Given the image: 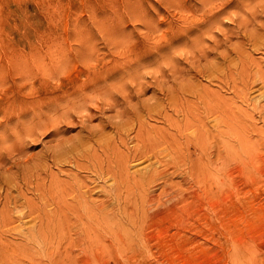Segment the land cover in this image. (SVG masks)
I'll return each instance as SVG.
<instances>
[{"label": "rangeland", "instance_id": "1", "mask_svg": "<svg viewBox=\"0 0 264 264\" xmlns=\"http://www.w3.org/2000/svg\"><path fill=\"white\" fill-rule=\"evenodd\" d=\"M90 50L92 55L89 54ZM56 61L60 66L66 64L65 67H60ZM49 62L52 64L50 71L56 65L59 68L50 72ZM117 63L122 67L129 65L119 68ZM42 67L46 71L41 70ZM132 67H136L137 72ZM137 73L140 77L137 80H146L144 85L143 82L137 83ZM263 77L264 0H0V264H233L234 259V264H248L251 261L250 264H264ZM39 82L42 83L40 86H46L40 88ZM205 86L208 88L205 89ZM103 87L105 91L101 89ZM124 91L127 96L123 94ZM216 91L219 94L214 93ZM215 100L222 104L217 105ZM81 101L83 104H80ZM108 101L114 102V105ZM7 102L10 103L7 105ZM151 103L161 108L152 107ZM149 107L155 108V111ZM210 111L213 115H210ZM150 112L153 114L149 117ZM82 114L83 117H80ZM143 115L146 121L141 117ZM189 119L193 121H186ZM213 120L220 121L217 124L219 128ZM26 126L31 128L28 132L25 131ZM114 126L124 130L123 136ZM139 126L146 130L144 137L146 146L151 145L149 152L159 156L149 154L142 161L134 160L135 164L131 159L128 162V182V177L125 182L120 177L99 180L96 173L103 162L102 158H105L107 142L111 141L108 146L114 147L116 161L120 156H125L129 149L132 151L141 145L134 136ZM55 130L58 133L53 138ZM221 130L226 132L223 134ZM214 131L219 136L214 135ZM104 134L112 136H106L109 138L106 140V137H101ZM189 134L191 138H188ZM118 137L127 140L121 144ZM17 139L23 147L18 146L20 143ZM154 140L158 141L157 145L162 142L161 145L157 146ZM177 141L180 145H177ZM80 142H84V147ZM172 143L176 149L183 150L179 151L182 153V157L179 154L181 159H169V145ZM219 144L223 145L225 151L220 152L223 148ZM195 157H200V160ZM204 157H209L211 161ZM168 159L170 161L167 162ZM106 165L104 162L103 166ZM142 168L157 172V177L154 175L143 180L145 189L141 185L138 188V177L133 182L130 177L133 171ZM172 172L173 176L170 174ZM73 174L81 187L90 183L88 185L94 191L90 192L92 200L98 198L95 201L102 202L106 192L111 191L112 197L118 192L116 205H108L111 210L106 211L112 217L107 216L109 219H106L101 214L98 221H83L81 224L64 206H49V200L57 198L53 191L55 186L49 185H55L52 182L56 178H64L74 187ZM128 184H132V192L128 190L131 188ZM71 185L65 186L68 188ZM30 186L32 191L29 190ZM140 189L141 192L145 190V194ZM7 190L10 191L6 193ZM137 193L146 195L145 199ZM5 196L7 199L3 198ZM26 197L33 204L35 200L36 205L42 206L43 203L46 213L50 215L46 214L47 217L55 212L58 217L60 206L63 207L60 217H71L60 225L47 224L46 217L43 218L45 212L42 213L39 207L36 210L31 207L36 215L35 212L29 214L30 203H27ZM67 198L65 201L68 203L71 197ZM15 215L22 217L21 222ZM2 217L8 221L11 218L15 223H5Z\"/></svg>", "mask_w": 264, "mask_h": 264}, {"label": "bare ground", "instance_id": "2", "mask_svg": "<svg viewBox=\"0 0 264 264\" xmlns=\"http://www.w3.org/2000/svg\"><path fill=\"white\" fill-rule=\"evenodd\" d=\"M202 7H203V6H202ZM203 8H204V7H203ZM215 12H217V11H215ZM221 13H222V12H221ZM221 13H220V14H221ZM218 16H219V15H218ZM215 17H216V16H215ZM216 18H217V17H216ZM189 19H190V18H189ZM201 20H202V19H201ZM208 21H209V20H208ZM208 21H207V22H208ZM185 23H186V22H185ZM204 23H205V22H204ZM208 23H209V22H208ZM187 25H188V24H187ZM200 25H202V24H200ZM208 25H209V24H208ZM198 26H199V25H197L196 28H197ZM205 26H206V25H205ZM189 27H191V26H189ZM206 27H207V26H206ZM193 28H194V27H193ZM203 28H204V27H203ZM208 28H209V27H208ZM199 30H200V29H199ZM200 31H201V30H200ZM187 32H188V31H187ZM258 36H259V35H258ZM251 38H252V37H251ZM254 46H255V45H254ZM120 51H121V50H120ZM122 51H123V50H122ZM122 51H121V52H122ZM85 52H89V50H88V51H85ZM109 52H110V51H109ZM102 53H103V52H102ZM114 53H116V51H114ZM114 53H113V54H114ZM87 54H88V53H87ZM89 54L92 55L91 50H90V53H89ZM103 54H104V53H103ZM109 54H110V53H109ZM109 54H108V55H109ZM117 54H120V53L117 52ZM121 54H122V53H121ZM121 54H120V55H121ZM91 55H90V57H91ZM93 55H94V57H95V54H93ZM111 55H112V53H111ZM86 56H87V55H86ZM97 56H98V55H97ZM105 56H106V55H105ZM113 56H114V55H113ZM130 56H131V55H130ZM87 57H88V56H87ZM103 57H104V56H103ZM108 57H109V56H108ZM110 57H111V56H110ZM115 57H116V55H115ZM117 57H119V55H118ZM104 58H105V57H104ZM127 58H128V57H127ZM113 59H115V58H113ZM125 59H126V58H125ZM128 59H129V60H128ZM128 59H127L128 61H131L130 58H128ZM223 59H224V58H223ZM117 60H119V59H117ZM137 60H138V59H137ZM225 60H226V59H225ZM53 61H54V60H53ZM113 61H114V60H113ZM120 61H121V59H120ZM122 61H125V60H122ZM135 61H136V59H135ZM56 62H57V63H56ZM56 62H54V63H56L57 65L59 64V66H60V63H58L59 61H56ZM61 62H62V61H61ZM63 62H64V61H63ZM118 62H119V61H118ZM223 62H224V61H223ZM108 63H109V61H108ZM108 63L106 62V64H108ZM110 63H111V60H110ZM122 63L124 64V62H122ZM225 63H226V62H225ZM225 63H224V64H225ZM48 64H49V68H48V70H49V69L51 68V67H50L51 62H49ZM48 64H47V65H48ZM56 64H55V65H56ZM62 64H63V63H62ZM64 64H65V63H64ZM85 64H86V63H85ZM95 64H96V60H95ZM106 64H105V65H106ZM117 64H118V63H117ZM126 64H128V63H126ZM221 64H222V63H221ZM51 65H52V64H51ZM53 65H54V64H53ZM57 65H56V68H59V67H57ZM65 65H66V64H65ZM65 65H62V66L65 67ZM89 65H90V63H89ZM92 65H94V64L92 63ZM114 65H115V64H114ZM118 65H119V68L122 67V66H120L121 64H118ZM124 65H125V64H124ZM124 65H123V66H124ZM128 65H129V64H128ZM128 65H127V66H128ZM44 66H45V65H44ZM44 66H43V67H44ZM62 66H60V67H62ZM68 66H69V65H68ZM108 66H109V65H108ZM108 66H106V67H108ZM111 66H112V65H111ZM111 66H109V67H111ZM116 66H117V65H116ZM127 66H126V67H127ZM43 67L41 68V70L44 69V68H46V66H45L44 68H43ZM64 67H63V68H64ZM124 67H125V66H124ZM124 67H122V68H124ZM126 67H125V68H126ZM221 67H222V66H221ZM223 67H225V66H223ZM245 67H246V65H245ZM56 68H55V69H56ZM119 68H118V69H119ZM132 68H134V67H132ZM219 68H220V67H219ZM53 69H54V68H53ZM53 69H52V70H53ZM55 69H54V71H55ZM61 69H62V68H61ZM107 69H108V68H107ZM128 69H129V67H128ZM134 69H135L136 72H137L138 69H136V67H135ZM220 69H221V68H220ZM240 69H241V68H240ZM260 69H261V68H260ZM260 69H259V71H260ZM38 70H40V68H39ZM44 70H45V69H44ZM44 70H43V71H44ZM48 70H47V71H48ZM52 70H51V71H52ZM56 70H57V69H56ZM62 70H63V69H62ZM62 70H61V71H62ZM45 71H46V70H45ZM45 71H44V72H45ZM49 71H50V70H49ZM49 71H48V72H49ZM51 71H50V72H51ZM63 71H64V70H63ZM105 71H106V70H105ZM256 71H257V70H256ZM256 71H255V72H256ZM259 71H258V72H259ZM41 72H42V71H41ZM44 72H43V73H44ZM56 72H57V71H56ZM261 72H262V70H261ZM261 72H259V73H261ZM30 73H31V72H30ZM45 73H47V72H45ZM52 73H53V72H52ZM127 73L130 74L129 71H128ZM50 74H51V73H49V75H50ZM60 74H61V73H60ZM93 74H94V73H93ZM128 74H126V76H127ZM131 74H132V73H131ZM29 75H32V74H29ZM35 75H36V74H35ZM42 75H43V74H42ZM42 75H41V76H42ZM44 75H46V74H44ZM44 75H43V76H44ZM49 75H48V76H49ZM51 75H52V74H51ZM56 75H57V74H56ZM122 75H123L122 77H124V79H125L124 74H122ZM132 75H133V74H132ZM136 75H137V76H136V80H137V77H139V76H138V73H137ZM255 75H256V74H255ZM255 75H254V76H255ZM33 76H34V75H33ZM38 76H40V75H38ZM46 76H47V75H46ZM60 76H61V75H60ZM120 76H121V75H120ZM120 76H119L118 78H120ZM128 76H130V75H128ZM128 76H127V77H128ZM167 76H168V75H167ZM258 76H259V75H258ZM258 76H256V77H258ZM35 77H36V76H34V78H35ZM131 77H132V76H131ZM133 77H134V75H133ZM163 77H164V76H163ZM34 78H33V79H34ZM47 78H48V77H47ZM52 78H53V77H52ZM139 78H140V77H139ZM164 78H165V77H164ZM210 78H211V77H210ZM251 78H252V77H251ZM254 78H255V77H254ZM30 79H32V78H30ZM36 79H38V78H36ZM54 79H55V78H54ZM59 79H60V78H59ZM121 79H123V78H121ZM121 79H120V80H121ZM124 79H123V80H124ZM263 79H264V77H263ZM55 80H56V79H55ZM89 80H90V79H89ZM120 80H119V82H120ZM123 80H122V82H123ZM136 80H135V81H136ZM21 81H22V80H21ZM24 81H25V80L23 79V82H24ZM28 81H30V80H28ZM28 81H26V83H28ZM49 81H50V80H49ZM56 81H57V80H56ZM56 81H55V82H56ZM103 81H104V80H103ZM145 81H146V80H145ZM145 81H144V79H143V81H142V82H143V85H144V82H145ZM23 82H22V83H23ZM34 82H35V81H34ZM55 82H54V83H55ZM122 82H121V84H122ZM125 82H126V81H125ZM125 82H124L123 84H125ZM139 82H140V81L137 80V83H139ZM142 82H140V84H142ZM252 82H253V81H252ZM26 83H25V84H26ZM29 83H30V82H29ZM39 83H40V84H39V86H40L42 83H41V82H39ZM116 83H117V82H116ZM254 83H255V82H254ZM20 84H21V83H20ZM51 84H52V83H51ZM56 84L58 85V83H56ZM118 84H120V83H118ZM118 84H116V86H117ZM121 84H120V85H121ZM246 84H247V82H246ZM257 84H258V83H257ZM260 84H261V82H260ZM83 85H85V83H84ZM89 85H90V84H89ZM107 85H108V84H107ZM112 85L114 86V84H112ZM112 85H111V86H112ZM129 85H130V84H129ZM147 85H148V84H147ZM147 85H145V86H147ZM42 86H43V85H42ZM42 86H40V88H42ZM45 86H46V84H45L43 87H45ZM48 86H49V85H48ZM71 86H72V85H71ZM109 86H110V85H109ZM111 86H110V87H111ZM113 86H112V87H113ZM121 86H122V85H121ZM121 86H119V87H121ZM125 86H126V85H125ZM127 86H128V85H127ZM131 86H132V85H131ZM247 86H248V85H247ZM259 86H260V85H259ZM261 86H262V85H261ZM81 87H82V86H81ZM141 87H143V86H141ZM205 87H206V86H205ZM46 88H47V87H46ZM77 88H78V87H77ZM106 88H107V87H106ZM121 88H124V87L122 86ZM136 88L138 89V87H136ZM139 88H140V85H139ZM203 88H204V87H203ZM207 88H208V87H206L205 89H207ZM220 88H221V87H220ZM53 89H54V88H53ZM101 89H104V87L101 88ZM107 89H108V88H107ZM117 89H118V87H117ZM119 89H120V88H119ZM137 89H136V90H137ZM144 89H145V88H144ZM147 89H149V88H147ZM147 89H146V90H147ZM43 90H44V88H43ZM108 90H111V89L109 88ZM120 90H121V89H120ZM123 90H125V89H123ZM139 90H140V89H139ZM141 90H143V88H142ZM208 90H209V89H208ZM263 90H264V89H263ZM45 91H46V90H45ZM47 91H48V90H47ZM104 91H105V89H104ZM104 91H103V92H104ZM126 91H127V90H126ZM143 91H144V90H143ZM151 91H152V90H151ZM162 91H163V90H162ZM162 91H161V92H162ZM195 91H197V90H195ZM198 91H199V90H198ZM43 92H44V91H43ZM43 92H42V93H43ZM57 92H59V91H57ZM103 92H102V94H103ZM109 92H110V91H109ZM121 92H122V90L120 91V93H121ZM128 92H129V91H127V93H128ZM177 92H178V91H177ZM202 92H203V91H202ZM39 93H40V92H39ZM52 93H53V92H52ZM99 93H100V92H99ZM116 93H117V92H116ZM125 93H126V92L124 91L123 94H125ZM127 93L125 94L126 96H127ZM138 93H139V92H138ZM206 93H207V92H206ZM214 93L217 94L218 92L216 91V92H214ZM44 94H45V93H44ZM95 94H96V93H95ZM130 94H131V92H130ZM141 94H142V93H141ZM144 94H145V92H144ZM178 94H179V93H178ZM192 94H194V93H192ZM207 94H208V93H207ZM218 94H219V93H218ZM247 94H248V93H247ZM28 95H29V94H28ZM45 95H46V94H45ZM65 95H66V94H65ZM65 95H64V96H65ZM107 95H108V94H107ZM128 95H129V93H128ZM142 95H143V94H142ZM174 95H175V94H174ZM209 95H210V94H209ZM108 96H109V95H108ZM108 96H107L106 98H108ZM121 96H122V95H121ZM153 96H155V95H153ZM176 96H177V93H176ZM199 96L202 97L201 95H199ZM211 96H212V92H211ZM220 96H221V95H220ZM263 96H264V94H263ZM34 97H35V96L31 97V100H32V98H34ZM36 97H37V96H36ZM130 97H132V96H130ZM138 97H139V96H138ZM168 97H169V96H168ZM180 97H181V96H180ZM191 97H192V96H191ZM194 97H195V96H194ZM196 97H197V96H196ZM206 97H207V95H206ZM221 97H222V96H221ZM247 97H248V96H247ZM23 98H25V97H23ZM89 98H90V97H89ZM103 98H104V97H103ZM134 98H135V97H134ZM136 98H137V97H136ZM154 98H156V97H154ZM164 98H165V96H164ZM169 98L171 99L172 97L170 96ZM173 98H174V96H173ZM202 98H203V97H202ZM214 98H215V97H214ZM28 99H30V98L28 97ZM39 99H40V98H39ZM42 99H43V98H42ZM81 99H82V98H81ZM108 99H109V98H108ZM108 99H107V100H108ZM111 99H112V97H111ZM111 99H110V100H111ZM175 99H176V98H175ZM179 99H180V98H179ZM216 99H217V98H216ZM221 99H222V98H221ZM244 99H245V98H244ZM25 100L27 101V98H26ZM40 100H41V99H40ZM76 100H77V99H76ZM112 100H113V99H112ZM130 100H131V99H130ZM148 100H149V99H148ZM163 100H164V99H163ZM166 100H167V99H166ZM168 100H169V99H168ZM168 100H167V101H168ZM203 100H204V99H203ZM218 100H219V97H218ZM223 100H224V99H223ZM246 100H247V99H246ZM29 101H30V100H29ZM78 101H79V99H78ZM113 101H114V100H113ZM117 101H118V100H117ZM142 101H143V100H142ZM172 101H173V99H172ZM172 101H171V102H172ZM204 101H205V100H204ZM204 101H202V102H204ZM15 102H16V101H15ZM30 102H32V101H30ZM68 102H69V101H68ZM74 102H77V101H74ZM108 102H109V103H113V105H114V102H115V101H114V102L108 101ZM108 102H106V103H108ZM122 102H123V101H122ZM157 102H158V101H157ZM183 102H184V101H183ZM183 102H182V103H183ZM206 102H207V101H206ZM212 102H214V100H213ZM216 102H217V100H215V103H216ZM9 103H10V102H7L6 104L8 105ZM36 103H37V102H36ZM117 103H118V102H117ZM140 103H142V102H140ZM143 103H144V102H143ZM160 103H161V101H160ZM160 103H156V104H159V105H160ZM173 103H174V102H173ZM200 103H201V102H200ZM200 103H199V104H200ZM219 103H220V102H219ZM219 103L217 102V105H218ZM40 104H42L41 101H40ZM78 104H79V103H78ZM80 104H83V101H81ZM119 104H120V102H119ZM179 104H180V103H179ZM188 104H189V103H188ZM193 104H194V103H193ZM220 104H222V103H220ZM224 104H225V103H224ZM224 104H223V106H224ZM13 105H14V103H13ZM72 105H73V104H72ZM72 105H71V107H72ZM103 105H104V104H103ZM144 105H145V104H144ZM151 105H152V107H153V105H154V107L158 106V105L155 106V104H152V103H151ZM196 105H197V104H196ZM200 105H202V104H200ZM210 105H211V104H210ZM28 106H29V105H28ZM66 106H67V105H66ZM66 106H65V107H66ZM69 106H70V104H69ZM77 106H78V105H77ZM82 106H83V105H82ZM107 106H108V105H107ZM115 106H116V105H115ZM141 106H142V105H141ZM163 106H164V105H163ZM163 106H162V107H163ZM167 106H168V105H167ZM185 106H186V105H185ZM219 106H220V105H219ZM225 106H226V105H225ZM23 107L25 108V106H23ZM30 107L32 108V106H30ZM60 107H61V106H60ZM65 107H63V108H65ZM75 107H76V105H75ZM78 107H79V106H78ZM83 107H85V106H83ZM152 107H151V108L149 107V109H150V110L153 109V111H155V110H154L155 108H152ZM168 107H169V106H168ZM175 107H176V106H175ZM183 107H184V106H183ZM189 107H190V106H189ZM35 108H36V106H35ZM35 108H34L33 110H35ZM38 108H39V105H38ZM76 108H77V107H76ZM92 108H93V107H92ZM158 108H161V107L158 106ZM158 108H157V109H158ZM163 108H164V107H163ZM187 108H188V107H187ZM218 108H219V107H218ZM67 109H68V108H67ZM102 109H103V108H102ZM102 109H101V110H102ZM112 109H113V108H112ZM140 109H141V108H140ZM171 109H172V108H171ZM175 109H176V108H175ZM190 109H191V108H190ZM211 109H212V108H211ZM211 109H210V110H211ZM219 109H220V108H219ZM223 109H224V108H223ZM226 109H227V108H226ZM230 109H231V108H230ZM24 110H25V109H24ZM98 110H99V109H98ZM160 110H161V109H160ZM160 110H159V111H160ZM166 110H167V109H166ZM168 110H169V109H168ZM191 110H192V109H191ZM193 110H194V109H193ZM208 110H209V109H208ZM208 110H207V111H208ZM224 110H225V109H224ZM3 111H4V110H3ZM15 111H16V109L14 110V112H15ZM65 111H66V110H65ZM83 111H84V110H83ZM108 111H109V110H108ZM111 111H113V110H111ZM115 111H116V110H115ZM119 111H120V110H119ZM119 111H118V113H119ZM136 111H137V112H140V111H138L137 109H136ZM142 111H143V110H142ZM148 111H149V110H148ZM148 111H147V112H148ZM151 111H152V110H151ZM162 111H163V110H162ZM169 111H170V110H169ZM186 111H187V110H186ZM196 111H197V110H196ZM207 111H206V112H207ZM215 111L217 112V110H215ZM62 112H64V111H60V113H62ZM103 112H104V111H103ZM122 112H123V110H122ZM124 112H125V111H124ZM178 112H179V113H178ZM178 112H176V113H178V114L180 115V111H178ZM212 112H213V110H212ZM230 112H231V111H230ZM230 112H228V113H230ZM16 113H17V111H16ZM19 113H20V111H19ZM21 113H22V112H21ZM66 113H67V111H66ZM66 113H63V114H66ZM85 113H86V112H85ZM125 113H126V112H125ZM129 113H130V112H129ZM155 113H156V112H155ZM158 113H159V112H157V114H158ZM213 113H214V112H213ZM213 113L211 114V111H210V115H213ZM222 113H223V111H222ZM58 114H59V113H58ZM105 114H107V113H105ZM123 114H124V113H123ZM136 114H138V113H136ZM136 114H135V115H136ZM149 114H150V115H149V117H150L151 114H153V113L150 112ZM185 114H186V113H185ZM190 114H193V113H190ZM199 114H201V113H199ZM204 114H205V113H204ZM230 114H231V113H230ZM5 115H6V114H5ZM11 115H12V114H11ZM13 115H14V114H13ZM52 115H53V114H52ZM141 115H142V114H141ZM160 115H161V111H160ZM176 115H177V114H176ZM176 115H175V116H176ZM183 115H184V114H183ZM183 115H182V116H183ZM186 115H187V114H186ZM196 115H197V114H196ZM196 115H195V116H196ZM210 115H209V116H210ZM214 115H215V113H214ZM3 116H4V115H3ZM17 116H18V114H17ZM39 116H40V115H39ZM50 116H51V115H50ZM81 116L83 117V114L80 115V117H81ZM145 116H146V115H145ZM168 116H169V115H168ZM197 116H198V115H197ZM197 116H196V117H197ZM199 116H200V115H199ZM218 116H219V115H218ZM220 116H221V115H220ZM220 116H219V117H220ZM56 117H57V115H56ZM94 117H96V116H94ZM108 117H109V115H108ZM112 117H113V116H112ZM136 117H137V115H136ZM141 117L143 118L144 115L141 116ZM141 117H140V118H141ZM166 117H167V115H166ZM177 117H178V115H177ZM191 117H192V116H191ZM200 117H202V115H201ZM212 117H213V116H212ZM225 117H226V116H225ZM230 117H231V116H230ZM1 118H2V117H1ZM14 118H15V117H14ZM39 118H40V117H39ZM122 118H123V116H122ZM142 118H141V119H142ZM145 118H146V117H145ZM158 118H159V115H158ZM168 118H169V117H168ZM223 118H224V117H223ZM2 119H4V118H2ZM92 119H93V118H92ZM92 119H91V121H92ZM97 119H98V117H97ZM108 119H109V118H108ZM143 119H144V118H143ZM182 119H183V117H182ZM191 119H192V118H191ZM191 119L186 120V121H190ZM195 119H196V118H195ZM200 119H201V118H200ZM207 119H208V118H207ZM218 119H219V118H218ZM0 120H1V119H0ZM109 120H110V119H109ZM119 120H120V119H119ZM124 120H125V119H124ZM144 120H145V119H144ZM146 120H147V119H146ZM146 120H145V121H146ZM162 120H164V119H162ZM214 120H215V118H214ZM214 120H213V121H214ZM1 121H2V120H1ZM107 121H108V120H107ZM122 121H123V120H122ZM125 121H127V120H125ZM145 121H144V122H145ZM186 121H185V123H187ZM192 121H193V120H192ZM192 121H190V122H192ZM205 121H206V118H205ZM205 121H204V122H205ZM209 121H210V119H209ZM218 121H219V120L214 121V122H217V123L215 124L216 126H217V124H218ZM225 121H226V120H223V122H225ZM234 121H235V120H234ZM128 122H129V121H128ZM140 122H141V121H140ZM214 122H213V123H214ZM219 122H220V121H219ZM120 123H121V122H120ZM124 123H125V122H124ZM188 123H189V122H188ZM194 123H195V121H194ZM197 123H200V122L198 121ZM213 123H212V125H213ZM228 123H229V122H228ZM13 124H14V123H13ZM51 124H52V123H51ZM67 124H68V123H67ZM105 124H106V123H105ZM125 124H126V123H125ZM219 124H220V123H219ZM223 124H224V123H223ZM232 124H233V123H232ZM235 124L238 125L237 123H235ZM25 125H26V124H25ZM25 125H23V126H25ZM47 125H48V124H46V126H47ZM56 125H57V124H56ZM117 125H118V124H117ZM121 125H122V124H121ZM140 125H142V123H140ZM174 125H175V124H174ZM174 125H173V126H174ZM192 125H193V124H192ZM194 125H195V124H194ZM203 125H204V124H203ZM215 125H214V126H215ZM228 125H229V124H228ZM228 125H226V126H228ZM38 126H39V125H37V127H38ZM51 126H52V125H51ZM58 126H60V125H58ZM112 126H113V125H112ZM133 126H135V125L133 124ZM143 126H144V123H143ZM143 126H142V128H143ZM147 126H148V125H147ZM197 126H199V125H197ZM201 126H202V125H201ZM218 126H220V125H218ZM218 126H217V127H218ZM221 126H223V125H221ZM224 126H225V125H224ZM229 126H230V125H229ZM234 126H235V125H234ZM234 126H233V127H234ZM28 127H29V126H28ZM53 127H54V126H53ZM68 127H69V126H68ZM76 127H77V126H76ZM114 127H115V126H114ZM126 127H127V126H126ZM130 127H132V125H130ZM130 127H129V129H130ZM175 127L177 128L176 125H175ZM202 127H203V129H204V126H202ZM211 127H213V126H211ZM211 127H210V128H211ZM230 127H231V126H230ZM230 127H228V128H230ZM24 128H25V127H24ZM24 128H23V129H24ZM29 128H30V127H29ZM29 128H27V126H26L25 129H27V130H25V131L28 132V129H29ZM104 128H105V127H104ZM115 128H116V131H118V132L120 133V136H123L122 133L124 132V130H123V129H120V128L117 127V126H116ZM132 128H133V127H132ZM146 128H147V127H146ZM187 128H188V127H187ZM194 128H196V127H193V129H194ZM197 128H199V127H197ZM214 128L216 129V127H214ZM218 128H219V127H218ZM231 128H232V127H231ZM30 129H31V128H30ZM48 129L50 130V127H49ZM56 129H58V128H56ZM66 129H67V128H66ZM68 129H69V128H68ZM109 129H110V128H109ZM109 129H108V131H109ZM111 129H112V128H111ZM148 129H150V128H148ZM158 129H159V128H158ZM160 129H161V128H160ZM164 129H165V128H164ZM190 129H191V128H190ZM199 129L202 130L201 128H199ZM205 129H206V127H205ZM207 129H208V128H207ZM215 129H214V130H215ZM220 129H221V127H220ZM220 129H219V130H220ZM232 129H233V128H232ZM34 130H35V129H34ZM44 130H45V129H44ZM49 130H48V132H49ZM64 130H65V129H64ZM103 130H104V129H103ZM103 130H102V131H103ZM125 130H126V129H125ZM135 130H136V128H135ZM166 130H167V129H166ZM166 130H165V132L167 133ZM210 130H212V128H211ZM210 130H208L209 132H208V131H207V132L210 133ZM17 131H18V129H17ZM17 131H16V132H17ZM55 131H56V134L53 135V138H54V136H56L57 133H58V132H57L58 130H55ZM110 131H111V130H110ZM114 131H115V130H114ZM145 131H146L145 129H141V127L139 126V130H136V132H135L136 134H135L134 136L137 137L136 140H137V141L139 142V144H141V145H139L138 147L133 148V149L131 148L132 151H131L130 149L128 150V152L125 151L127 154H126L125 156H124V155L120 156V158H119L118 160H116V161H115V158H114V156H115V153H114V147H112V146H108L109 144H111V141L108 140L109 142H107V143H109V144L105 145V146H106V148H105L106 153H104L105 158H104V159L102 158V161H103V162H102V164H101L99 170L97 171L98 173H96V174H97V178H98L99 180H100L101 178H102V180H103L104 177H106V178H110V179H115V177H118V178L120 177L121 180H122L123 182H125V181H126V177H128V179H127V181H126V182H128V181H129V176H128V174H129L128 162H130L131 159H132L133 161H134V160H137V159H138V160H139V159L141 160V159H143V158L145 159V157H148L149 154H150V155H154V156H159V155H156L155 153H150L151 151L149 152L148 147H150L151 145L149 144L150 146H148V147L146 146L145 137H144V134L146 133ZM216 131H217V130H216ZM221 131H222V130H221ZM13 132H14V131H13ZM63 132H65V131H63ZM67 132H68V131H67ZM118 132H117V133H118ZM128 132H129V131H127V133H128ZM131 132H132V131H131ZM131 132H130L129 134H131ZM148 132H149V131H148ZM195 132H196V129H195ZM199 132H200V131H199ZM202 132H204V131H202ZM225 132H226V131H225ZM225 132H224V133H225ZM53 133H55V132H53ZM53 133H52V134H53ZM96 133H99V132H96ZM106 133H108V132H105V134H106ZM109 133H110V132H109ZM114 133H115V132H114ZM119 133H118V134H119ZM157 133H158V132H157ZM166 133H165V135H167ZM196 133H198V131H197ZM205 133H206V132H205ZM214 133H216V134H214V135H218V134H217L218 132H215V131H214ZM222 133H223V131H222ZM222 133H221V134H222ZM224 133H223V134H224ZM25 134H27V133H25ZM43 134H44V133H43ZM43 134H39V133H38V135H43ZM64 134H65V133H64ZM94 134H95V133H94ZM105 134L102 135L101 137H104V138H105L106 136H108V137H109V136H112V135H110V134L105 136ZM111 134H112V133H111ZM125 134H126V133H125ZM129 134H128V135H129ZM212 134H213V133H212ZM212 134H211V137H213ZM15 135H16V134H15ZM20 135H21V134H20ZM97 135H98V134H97ZM128 135L125 136V137H127V139H128ZM150 135H151V134H150ZM153 135H154V134H153ZM172 135H173V134H172ZM172 135L170 134V136H172ZM27 136H28V135H27ZM35 136H36V135H35ZM50 136H52L51 133H50ZM50 136H48V138H49ZM81 136H82V135H81ZM95 136H96V135H95ZM117 136H118V135H117ZM160 136H161V135H160ZM218 136H219V135H218ZM218 136H216V137H218ZM15 137H17V136H15ZM44 137H46V136H44ZM57 137H58V136H57ZM92 137H94V136H92ZM92 137H91V138H92ZM108 137H106V140L109 139ZM113 137H114V136H113ZM146 137H147V136H146ZM157 137H158V136H157ZM172 137H173V136H172ZM189 137H190V134L188 135V138H189ZM220 137H221V136H220ZM21 138H22V137H21ZM36 138H38V137H35V139H36ZM53 138H51V139H53ZM83 138H84V137H83ZM94 138H95V137H94ZM98 138H99V137L97 136V139H98ZM123 138H124V137H123ZM123 138H119V137H118V139H120L121 144H123V143L127 140V139L125 140V139H123ZM167 138H168V137H167ZM190 138H191V137H190ZM193 138H195V136H193ZM1 139H2V138H1ZM4 139H5V138H4ZM51 139H49V140H51ZM63 139H64V137H63ZM78 139H79V138H78ZM95 139H96V138H95ZM114 139H115V138H114ZM118 139H117V140H118ZM131 139H132V138H131ZM134 139H135V138H134ZM134 139H133V140H134ZM149 139H150V138H149ZM152 139H153V138H152ZM222 139H223V138H222ZM222 139H221V140H222ZM17 140H19V139H17ZM22 140H23V139H22ZM47 140H48V139H47ZM59 140H61V139H59ZM59 140H58V141H59ZM69 140H70V139H69ZM82 140H84V139H82ZM104 140H105V139H104ZM106 140H105V141H106ZM161 140H162V139H161ZM172 140H173V139H172ZM175 140H176V137H175ZM189 140H190V139H189ZM218 140H220V139H218ZM14 141H15V140H14ZM27 141H28V140H27ZM38 141H39V140H38ZM51 141H52V140H51ZM85 141H86V140H85ZM85 141H84V142H85ZM90 141H91V140H90ZM98 141H99V143H101L100 138L98 139ZM98 141H97V142H98ZM112 141H113V140H112ZM154 141H155V140H154ZM190 141H191V140H190ZM197 141H198V140H197ZM199 141H200V140H199ZM201 141H202V140H201ZM215 141H216V140H215ZM16 142H17V141H16ZM18 142L20 143V144H18V146H19V147L22 146V145H21L22 143L20 142V140H19ZM18 142H17V143H18ZM23 142H24V141H23ZM28 142H29V141H28ZM52 142H53V141H52ZM78 142H79V141H78ZM78 142H77V143H78ZM84 142H83V143H84ZM95 142H96V141H95ZM117 142H118V141H117ZM130 142H131V140H130ZM132 142L134 143V141H132ZM157 142H158V141H155V144H156ZM169 142H170V141H168V143H169ZM221 142H222V141H221ZM14 143H15V142H14ZM26 143H27V142H26ZM47 143H48V142H47ZM80 143H81V142H80ZM83 143H81V144H83ZM99 143H97V144H99ZM147 143H148V142H147ZM152 143H153V142H152ZM161 143H162V142H161ZM161 143H158V145H161ZM218 143H219V141H218ZM5 144H6V143H5ZM93 144H94V143H93ZM113 144H114V143H113ZM121 144H120V145H121ZM127 144H128V143H127ZM127 144H126V145H127ZM153 144H154V143H153ZM223 144H225L224 140H223ZM226 144H227V143H226ZM1 145H2V144H1ZM25 145H27V144H25ZM85 145H86V142H85ZM101 145H102V143H101ZM130 145H131V144H130ZM132 145H133V144H132ZM156 145H157V144H156ZM158 145H157V146H158ZM162 145H164V144H162ZM173 145H174V143H172V144L169 145V151H170V154L168 153V154H169V159L172 158V159L178 160V158H179V154H181L180 156L182 157V153H179V151L182 150V149L178 150L179 148L176 149V148H175L176 145H175L174 147H173ZM177 145H180V144L178 143V141H177ZM201 145H202V142H201ZM221 145H222V144H221ZM221 145L219 144V147H222V148H223V145H222V146H221ZM8 146H9V145H8ZM113 146H114V145H113ZM116 146H117V145H116ZM127 146H128V145H127ZM157 146H156V148H157ZM227 146H228V145H227ZM227 146H226V148H228ZM4 147H5V146H4ZM11 147H13V146H11ZM15 147H17V146H15ZM15 147H14V148H15ZM19 147H17L16 149H17V150H20L21 148L19 149ZM22 147H23V146H22ZM24 147H25V146H24ZM29 147H30V146H29ZM82 147H84V144H83ZM86 147H87V145H86ZM93 147H94V146H93ZM93 147H92V145H91V148H93ZM99 147H100V145H99ZM152 147H153V146H152ZM177 147H178V146H177ZM179 147H180V146H179ZM76 148H77V145H76ZM91 148H90V150H91ZM96 148H97V147H96ZM117 148H118V147H117ZM125 148H127V147H125ZM187 148H188V147H187ZM12 149H13V148H12ZM16 149H15V150H16ZM85 149H86V148H85ZM93 149H94V148H93ZM103 149H104V148H103ZM103 149H102V152H104ZM118 149H119V148H118ZM194 149H195V148H194ZM217 149H218V148H217ZM17 150H16L15 152H17ZM73 150L75 151V149H73ZM96 150H97V149H96ZM218 150H219V149H218ZM21 151H22V149H21ZM85 151H86V150H85ZM87 151H88V150H87ZM87 151H86V152H87ZM94 151H95V150H94ZM100 151H101V150H100ZM118 151H119V150H118ZM153 151H154V150H153ZM165 151H166V150H165ZM185 151H186V150H185ZM223 151H225L224 148L220 150V152H223ZM15 152H14V153H15ZM18 152H19V154H20V151H18ZM82 152H83V151H82ZM88 152H89V151H88ZM115 152H117V151H115ZM159 152H160V151H159ZM161 152H162V151H161ZM180 152H181V151H180ZM182 152H183V150H182ZM228 152H229V151H228ZM48 153H49V152H48ZM54 153H55V152H54ZM56 153H57V152H56ZM78 153H79V152H78ZM164 153H165V152H164ZM193 153H194V151H193ZM207 153H209V152H207ZM207 153H206V154H207ZM224 153L226 154V152H224ZM224 153H223V154H224ZM7 154H8V153H7ZM7 154H6V155H7ZM96 154H98V153H96ZM116 154H118V152H117ZM160 154H161V155H164V154H162V153H160ZM165 154H166V153H165ZM183 154H185V153H183ZM195 154H196V153H195ZM204 154H205V153H203V155H204ZM210 154H211V153H210ZM210 154H209V155H210ZM212 154H214V153H212ZM219 154H220V153H219ZM227 154H228V153H227ZM10 155H11V154H9V156H10ZM70 155H73V154L71 153ZM78 155H79V154H78ZM80 155H82V154H80ZM93 155H94V153H93ZM93 155H92V156H93ZM161 155H160V156H161ZM53 156L55 157L54 154H53ZM57 156H58V155H57ZM66 156H67V155H66ZM86 156H87V155H86ZM89 156H90V155H89ZM95 156H97V155H95ZM95 156H94V157H95ZM207 156H208V154H207ZM210 156H211V155H210ZM213 156H214V155H213ZM217 156H218V155H217ZM219 156H220V155H219ZM219 156H218V157H219ZM223 156H224V155H223ZM10 157H11V156H10ZM54 157H53V158H54ZM71 157H72V156H71ZM90 157H91V156H90ZM115 157H116V156H115ZM165 157H166V156H165ZM181 157H180L179 159H181ZM201 157H202V155H201ZM218 157H217V158H218ZM224 157H225V156H224ZM7 158H9V157H7ZM22 158H23V157H22ZM56 158L58 159V157H56ZM72 158H73V157H72ZM150 158H152V157H150ZM158 158H159V157H158ZM166 158H167V157H166ZM183 158H185V157H183ZM183 158H182V159H183ZM199 158H200V157H199ZM199 158H198V159H199ZM204 158L207 159L206 157H204ZM222 158H223V157H222ZM83 159H84V158H83ZM83 159H82V160H83ZM87 159H88V158H87ZM89 159H90V158H89ZM97 159H98V156H97ZM106 159H107V160H106ZM164 159H165V158H164ZM169 159L167 160V162L170 161ZM195 159H197V157H195ZM198 159H197V160H198ZM211 159H212V158H211ZM7 160H8V159H7ZM7 160H6V163H7ZM16 160H17V159H16ZM18 160H19V159H18ZM53 160H54V159H53ZM59 160H60V159H58V161H59ZM72 160H75V159H72ZM92 160H93V159H92ZM100 160H101V159H100ZM165 160H166V159H165ZM175 160H174V161H175ZM197 160H196V161H197ZM199 160H200V159H199ZM201 160H202V159H201ZM208 160H210L209 157H208L207 161H208ZM12 161H13V160H12ZM14 161H15V160H14ZM33 161H35V160H33ZM79 161H80V160H79ZM83 161H85V160H83ZM83 161H81L80 163H82ZM90 161H91V160H90ZM93 161H94V160H93ZM141 161H142V160H141ZM159 161H161V159H160ZM172 161H173V160H172ZM174 161H173V162H174ZM210 161H211V160H210ZM70 162H71V161H70ZM76 162L79 163L77 160H76ZM104 162L107 163L106 166H103V163H104ZM114 162H115V165H114ZM173 162H172V163H173ZM65 163H67V162H65ZM88 163H89V162H88ZM91 163H92V162H91ZM98 163H99V162H98ZM136 163H137V162H136ZM163 163H164V162H163ZM46 164H47V163H46ZM59 164H60V163H59ZM62 164H63V163H62ZM89 164H90V163H89ZM134 164H135V161H134ZM134 164H133V165H134ZM154 164H155V163H154ZM161 164H162V163H161ZM165 164H167V163H165ZM194 164H195V163H194ZM66 165H67V164H66ZM156 165H157V164H156ZM42 166H43V164H42ZM60 166H61V165H60ZM85 166H86V165L84 164V167H85ZM136 166H137V165H136ZM8 167H9V166H8ZM8 167H6V168H8ZM44 167H45V166H44ZM55 167H56V166H55ZM76 167H79V166H76ZM93 167H94V166H93ZM137 167H138V166H137ZM141 167H142V166H141ZM141 167H140V168H141ZM160 167H162V166L160 165ZM53 168H54V167H53ZM58 168H59V167H58ZM81 168H82V166H81ZM133 168H134V167H133ZM143 168H144V167H143ZM143 168H142V169H137L136 171H133V172H132V175L130 176V177H132V178H131L132 182H133V180L136 181V177H138V179H137L138 188H139V185L142 186V182H143V180H144V181L147 180L146 177H152V178H153L154 175H155V176L157 175V174H156L157 172L152 171V170H149V169H146V168L143 170ZM158 168H159V166H158ZM158 168H157V169H158ZM37 169H38V168H37ZM59 169H60V168H59ZM70 169H71V168H70ZM79 169H80V167H79ZM93 169H94V168H93ZM50 170H51V169H50ZM52 170H53V169H52ZM66 170H67V169H66ZM81 170H82V169H81ZM88 170H89V169H88ZM133 170H134V169H133ZM158 170H159V169H158ZM158 170H157V171H158ZM189 170H190V169H189ZM32 171H33V170H32ZM34 171H35V169H34ZM36 171H37V170H36ZM42 171H43V170H42ZM44 171H46V170H44ZM55 171H56V170H55ZM60 171H61V170H60ZM74 171H76V170H74ZM84 171H85V170H84ZM91 171H93V170H91ZM51 172H52V171H51ZM61 172H62V171H61ZM63 172H64V171H63ZM79 172H80V171H79ZM81 172H82V171H81ZM154 172H155V174H154ZM159 172H160V171H159ZM174 172H175V171H174ZM176 172H177V171H176ZM32 173H33V172H32ZM54 173H55V172H54ZM54 173H53V174H54ZM64 173H65V172H64ZM70 173H71V172H70ZM82 173H83V172H82ZM161 173H162V172H161ZM161 173H160V174H161ZM177 173H178V172H177ZM12 174H13V173H11V175H12ZM39 174H41V173L39 172ZM44 174H45V172H44ZM53 174H51V175H53ZM60 174H61V173H60ZM158 174H159V173H158ZM160 174H159V175H160ZM170 174H171V176H173L172 174H174V173L172 172V173H170ZM185 174H186V173H185ZM7 175H8V173H7ZM37 175H38V174H37ZM65 175H66V174H65ZM68 175H69V173H68ZM68 175H66V176H68ZM73 175H74V176H73ZM73 175H71V176H72L71 178H74V177H75V174H73ZM90 175H91V174H90ZM93 175H94V174H93ZM159 175H158V176H159ZM166 175H167V174H166ZM168 175H169V174H168ZM175 175H176V173H175ZM9 176H10V175H9ZM43 176H44V175H43ZM43 176H42V177H43ZM49 176H50V174H49ZM54 176H55V175H54ZM54 176H53V177H54ZM58 176H59V175H58ZM62 176H63V175H62ZM80 176H81V175H80ZM86 176H87V175H86ZM162 176H163V175H162ZM10 177H11V176H10ZM10 177H8V178H10ZM28 177H29V176H28ZM40 177H41V176H40ZM63 177H64V176H63ZM69 177H70V176H69ZM156 177H157V176H156ZM163 177H165V176H163ZM169 177H170V175H169ZM174 177H175V176H174ZM8 178H7V179H8ZM29 178H30V177H29ZM50 178H51V177H50ZM55 178H56V177H55ZM55 178H54V179H55ZM85 178H86V177H85ZM152 178H151V179H152ZM5 179H6V178H5ZM5 179H4V180H5ZM15 179H16V178H14V180H15ZM22 179H23V178H22ZM22 179H21V180H22ZM26 179H27V177H26ZM36 179H37V177H36ZM45 179H46V178H45ZM56 179H57V178H56ZM56 179H55V181L52 182V183H55V185H54V184H53V185H52V184L49 185V186H55V187H54L55 190L53 189V191H55V193H56V195H57V198H56V199H50V200H49V202H50V203H49V206H50V207H51V205H55V204H60V205L64 206V207H65V208H64L65 210L70 211V212L73 213V217H75L74 220H75L76 222H78V223H81V224L83 223V221H89V222H92V221H93V222H94V221H98V220H99V216H100L101 214L103 215L104 218L109 219V217H110L111 215L109 216V213H108V215H107L106 211H108V209L111 208V207H109L108 205H113V204H114V206L116 205V203H115V199L118 197V194H117L118 192L115 193V194L117 195V197H116V195L112 197V196L110 195V193H109V192H111V191L106 192L107 195H105L106 193L104 194V195H105V200H104V201L102 200V202L98 200V202H97V201H95V200H97L98 198L95 199V200L90 199V196L92 195L90 192L93 193L94 191H93V188H90V187H89V185H90L89 182H88L89 185L87 184V185L83 186V187H85V189L83 190V187H81V186L78 184V180H76V179H78V178H74V180H72V181L74 182V187H73V185H71V182H68V180H67V181H64V180H66V179H64V178H60V179H62V180L64 179L63 182H61L62 180H58V179L56 180ZM90 179H91V178H90ZM148 179H149V178H148ZM9 180H10V179H9ZM28 180H30V179H28ZM28 180H27V181H28ZM43 180H44V177H43ZM48 180H49V179H48ZM119 180H120V179H119ZM153 180H154V179H153ZM18 181H19V180H18ZM38 181L40 182V180H38ZM41 181H42V179H41ZM70 181H71V180H70ZM84 181L86 182L85 179H84ZM89 181H90V180H89ZM93 181H94V180H93ZM93 181H92V182H93ZM112 181H113V180H111V181H109V182H112ZM117 181H118V180H116V185H117V183H118ZM149 181H150V179H149ZM22 182H23V181H22ZM24 182H25V180H24ZM44 182H45V181H44ZM50 182H51V181H50ZM81 182H82V180H81ZM101 182H102V181H101ZM132 182H131V183H132ZM30 183H32V181H31ZM36 183H37V180H36ZM61 183H62L63 185H60ZM102 183H103V182H102ZM148 183H149V182H148ZM25 184H26V183H25ZM48 184H49V183H48ZM67 184H68V185H71V186H69L70 188L68 187L69 189L65 186V185H67ZM105 184H106V183H105ZM107 184H108V183H107ZM107 184H106V185H107ZM109 184H110V183H109ZM111 184H112V183H111ZM143 184H144V183H143ZM2 185H3V184H2ZM93 185H94V184H93ZM101 185H102V184H101ZM116 185H115V187H116ZM121 185H122V184H121ZM128 185H129V184H128ZM131 185H132V184H131ZM131 185H129V187H130ZM7 186H8V184H7ZM26 186H27V185H26ZM36 186H37V185H36ZM103 186H104V185H103ZM103 186H102V187H103ZM118 186H119V185H118ZM118 186H117V187H118ZM125 186H126V185H125ZM146 186H148V185H146ZM17 187H18V186H17ZM37 187H38V186H37ZM65 187H66V188H65ZM99 187H101L100 184H99ZM107 187H110V188H111V186H108V185H107ZM113 187H114V184H113ZM115 187H114V188H115ZM121 187H122V186H121ZM129 187H128V188H129ZM132 187H133V186H131V188L128 189V190H131V192H132ZM142 187H143V186H142ZM12 188H14V186H13ZM27 188H28V186H27ZM32 188H33V186H32ZM42 188H43V187H42ZM47 188H48V186H47ZM52 188H53V187H52ZM103 188H104V187H103ZM9 189H11V188H9ZM34 189L37 190V188H34ZM70 189H71V190H70ZM97 189H98V188H97ZM101 189H102V188H101ZM124 189H125V187H124ZM143 189H145V188L143 187ZM29 190H31V191L33 190V189H31V186H30V189H29ZM45 190H46V189H45ZM47 190H48V189H47ZM69 190H70V192H69ZM102 190L104 191V189H102ZM105 190H106V189H105ZM108 190H109V189H108ZM108 190H106V191H108ZM110 190H113V189L111 188ZM116 190H117V189H116ZM116 190H115V191H116ZM120 190H121V189H120ZM120 190H119V192H120ZM128 190H127V191H128ZM134 190H135V189H134ZM8 191H10V190H7L6 193H7ZM13 191H14V190H13ZM42 191H43V190H42ZM49 191L52 192L51 189L48 190V192H49ZM115 191H114V192H115ZM117 191H118V190H117ZM121 191H122V190H121ZM138 191H139V190H138ZM144 191H145V190H144ZM144 191L142 190V192H141V189H140V192H141V193H143ZM11 192H12V191H11ZM44 192H45V191H44ZM48 192H47V193H48ZM133 192H134V191H133ZM136 192H137V189H136ZM38 193H39V192H38ZM55 193H54V195H55ZM63 193H64V194H63ZM95 193H96V191H95ZM99 193H100V192H99ZM101 193H102V192H101ZM101 193H100L99 195H102ZM108 193H109V194H108ZM111 193H112V192H111ZM129 193H130V192H129ZM141 193H140V194L137 193V195H141V196H142L143 194H145V192H144L143 194H141ZM4 194H5V193H3V196H4ZM9 194H11V193L9 192ZM18 194H19V193H18ZM51 194H52V193H51ZM65 194H66V196H65ZM113 194H114V193H113ZM131 194H132V193H131ZM7 195H8V194H7ZM16 195H17V194H16ZM30 195H31V194H30ZM38 195H39V194H38ZM95 195H96V194H93V196H95ZM104 195H103V197H104ZM119 195H120V194H119ZM123 195H124V194H123ZM45 196H46V195H45ZM47 196H48V195H47ZM52 196H53V195H52ZM67 196H70V197H71V200H70V202H68V203L65 201V199L67 198ZM120 196H122V194H121ZM125 196H126V195H125ZM127 196H128V194H127ZM143 196H144V195H143ZM145 196H146V195H145ZM145 196H144V199H145ZM43 197H44V196H43ZM91 197H92V196H91ZM96 197H98V196H96ZM100 197H101V196H100ZM103 197H102V198H103ZM3 198H6V196L3 197ZM26 198H27V197H26ZM46 198H48V197H46ZM94 198H95V197H94ZM6 199H7V198H6ZM35 199H36V198H35ZM44 199H45V198H44ZM67 199H69V197H68ZM100 199H101V198H100ZM8 200H9V198H8ZM15 200H16V198H15ZM26 200H27V203H30V205L28 206V207H29V211H30V213H29V212H28V213L31 214V215H33L32 213L35 212V211H34L32 208H35V210H36V209L39 207V209H41V211H43L42 213L45 212V216H44L43 218H45V217L47 218V219L45 218V220H46L45 223H47V224H50V223H51V224H54V225H57V224L60 225V224L64 223V221H65L66 219L69 220V218L71 217V216L68 217V216H66V215H64V214H63V215H64V218L60 217L61 212L63 211V207H61L60 205H59V206H60V207H59V214H60V215H59L58 217H57V213H56V212H55V214H53L51 217H47L49 214L46 213V210H47V209L45 210V205H43V203H41V204H42V206H41V205H39V204L36 205L37 203L35 204L36 200H35L34 204H33V202H31L30 199L27 198ZM16 201H18V200H16ZM39 201H40V200H39ZM67 201H69V200H67ZM19 202L21 203L20 205H22V202H21V201H19ZM24 202H25V201H24ZM3 203H4V202H3ZM16 203H17V202H16ZM46 203H47V202H46ZM23 204H24V203H23ZM17 205H19V203H18ZM17 205H16V206H17ZM12 206H14V205H12ZM16 206H15V207H16ZM20 207H21V206H19V208H20ZM22 207H23V205H22ZM22 207H21V208H22ZM31 207H32V208H31ZM54 207H55V206H54ZM112 207H113V206H112ZM116 207H117V206H116ZM8 208H9V207H8ZM24 208H25V207H24ZM47 208H48V207H47ZM51 208H52V207H51ZM56 208H57V207H56ZM10 209H11V208H10ZM12 209H13V208H12ZM16 209H17V208H16ZM53 209H54V208H53ZM98 209H99V210H98ZM6 210H7V209H6ZM23 210H24V209H23ZM23 210H22V212H26V210H25V211H23ZM95 210H98V211H95ZM110 210H111V209H110ZM16 211H17V210H16ZM49 211H50V210H49ZM49 211H48V212H49ZM53 211H54V210H53ZM55 211H57V210H55ZM67 211H66V212H67ZM94 211L97 212V214H98L97 217L95 216V215H97V214H95ZM14 212H15V211H14ZM39 212H40V211H39ZM39 212H38V213H39ZM64 212H65V211H64ZM66 212H65V213H66ZM110 212H111L110 214H112V211H110ZM113 212H114V210H113ZM3 213H4V209H3ZM5 213H6V212H5ZM11 213H12V212H11ZM49 213H50V212H49ZM53 213H54V212H53ZM68 213H69V212H68ZM46 214H47V216H46ZM51 214H52V213H51ZM66 214H67V213H66ZM21 215L24 217L23 214H21ZM21 215H20V216H21ZM35 215H36V212H35ZM1 216H2V215H1ZM7 216H8V215H7ZM7 216H6V217H7ZM37 216H38V215H37ZM39 216H41V215L39 214ZM49 216H50V215H49ZM107 216H109V217H107ZM10 217H11V216H10ZM15 217H16L17 219H19V220L22 218V217H17L16 215H15ZM27 217H28V216H27ZM111 217H112V216H111ZM180 217H181V216L179 215L178 218H180ZM2 218H3V219H1V220H3L5 223L10 224V222H11L12 225L15 223V221H14V223H13V221L10 220L11 218H10L9 221H8L7 218H9V216H8L7 218H5V217H2ZM28 218H29V217H28ZM23 219H24V218H23ZM25 219H26V216H25ZM38 219H40V217H38ZM94 219H95V220H94ZM176 219H177V218H176ZM180 219H181V218H180ZM19 220H18V221H19ZM28 220H29V219H28ZM22 221H24V220H22ZM29 221H30V220H29ZM32 221H33V220H32ZM36 221H37V220H36ZM36 221H34V224H35ZM40 221L42 222L41 219H40ZM40 221H39V222H40ZM174 221H175V220H174ZM4 222H3V225H4ZM20 222H21V220H20ZM178 222H179V221H178ZM21 224H22V223H20V225H21ZM9 226H10V225H9ZM17 227H18V226H17ZM20 227H21V226H20ZM54 227H55V226H54ZM15 229H16V228H15ZM17 233H19V232L17 231ZM246 252H247V251H246ZM246 252H245V253H246ZM247 253H248V252H247ZM253 255H254V254H253ZM255 255H256V254H255ZM241 257H242V256H241ZM250 257H252V255H250ZM252 258H253V257H252ZM252 258H251V259H252ZM236 259H237V258H236ZM249 259H250V258H249ZM237 261H238V260H237ZM246 261H247V260H246ZM251 262H253V261H251ZM251 262H250V263H251ZM255 262H256V261H255ZM255 262H254V263H255ZM234 263H235V259H234ZM234 263H233V264H234ZM239 263H241V261H240ZM243 263H244V262H243ZM243 263H242V264H243ZM246 263H247V262H246ZM250 263H248V264H250ZM255 264H256V263H255Z\"/></svg>", "mask_w": 264, "mask_h": 264}, {"label": "snow or ice", "instance_id": "3", "mask_svg": "<svg viewBox=\"0 0 264 264\" xmlns=\"http://www.w3.org/2000/svg\"><path fill=\"white\" fill-rule=\"evenodd\" d=\"M234 7H236V5H234Z\"/></svg>", "mask_w": 264, "mask_h": 264}]
</instances>
